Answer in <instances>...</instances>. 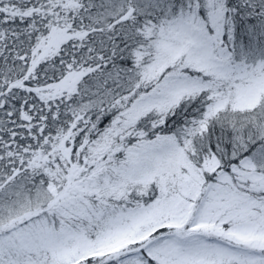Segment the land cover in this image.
Returning a JSON list of instances; mask_svg holds the SVG:
<instances>
[{"label":"snow or ice","instance_id":"snow-or-ice-1","mask_svg":"<svg viewBox=\"0 0 264 264\" xmlns=\"http://www.w3.org/2000/svg\"><path fill=\"white\" fill-rule=\"evenodd\" d=\"M0 264H264V0H0Z\"/></svg>","mask_w":264,"mask_h":264}]
</instances>
